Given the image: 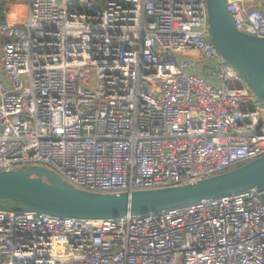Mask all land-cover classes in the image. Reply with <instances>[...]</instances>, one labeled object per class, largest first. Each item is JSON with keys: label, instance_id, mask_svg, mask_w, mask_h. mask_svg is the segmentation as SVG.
Instances as JSON below:
<instances>
[{"label": "built area", "instance_id": "1", "mask_svg": "<svg viewBox=\"0 0 264 264\" xmlns=\"http://www.w3.org/2000/svg\"><path fill=\"white\" fill-rule=\"evenodd\" d=\"M9 3L0 172L43 166L78 190L120 194L264 154V114L210 39L206 0H27L16 25ZM226 9L264 38V0ZM0 264H264V202L251 188L142 217L0 210Z\"/></svg>", "mask_w": 264, "mask_h": 264}, {"label": "water", "instance_id": "2", "mask_svg": "<svg viewBox=\"0 0 264 264\" xmlns=\"http://www.w3.org/2000/svg\"><path fill=\"white\" fill-rule=\"evenodd\" d=\"M206 9L210 37L220 56L264 105V38L238 31L226 0H206ZM251 188L260 192L264 202V154L198 181L120 194L78 190L43 166H29L0 172V210L81 219L142 217Z\"/></svg>", "mask_w": 264, "mask_h": 264}, {"label": "clouds", "instance_id": "3", "mask_svg": "<svg viewBox=\"0 0 264 264\" xmlns=\"http://www.w3.org/2000/svg\"><path fill=\"white\" fill-rule=\"evenodd\" d=\"M25 15L26 8L21 0H11L5 13L6 22L9 25H16L24 20Z\"/></svg>", "mask_w": 264, "mask_h": 264}, {"label": "rangeland", "instance_id": "4", "mask_svg": "<svg viewBox=\"0 0 264 264\" xmlns=\"http://www.w3.org/2000/svg\"><path fill=\"white\" fill-rule=\"evenodd\" d=\"M8 1H11V0H5V3H7ZM21 2L25 3V2H27V0H21ZM250 2H251V5H250ZM257 2H259V0L247 1L248 5H249L248 7H255L252 5L256 4ZM199 62H201V61H199ZM204 75H206V74H204ZM253 106H254V108H256L257 110H259L260 112H262L264 114V105L259 100H257L256 98H254V100H253Z\"/></svg>", "mask_w": 264, "mask_h": 264}, {"label": "crops", "instance_id": "5", "mask_svg": "<svg viewBox=\"0 0 264 264\" xmlns=\"http://www.w3.org/2000/svg\"><path fill=\"white\" fill-rule=\"evenodd\" d=\"M245 3H246V5L247 6H249L248 5V3H247V1H251V0H243ZM260 1V0H259ZM9 2H11V1H8L7 3H9ZM26 3V2H25ZM25 3H23L24 5H25ZM0 15H2V9L4 8V6H5V0H0ZM250 5H251V2H250ZM259 5V2H257L256 4H254V5H252V6H255V7H257ZM253 8V7H252ZM193 61H195V62H199V61H201V59L199 58V57H192L191 58ZM202 74H206V72H205V70H203L202 71Z\"/></svg>", "mask_w": 264, "mask_h": 264}, {"label": "bare ground", "instance_id": "6", "mask_svg": "<svg viewBox=\"0 0 264 264\" xmlns=\"http://www.w3.org/2000/svg\"><path fill=\"white\" fill-rule=\"evenodd\" d=\"M210 34V33H209ZM210 39H211V37H210ZM215 45V44H214ZM48 169V168H47ZM50 170V169H49ZM190 183V182H189ZM155 189H157V188H155ZM140 190H144V189H140ZM127 216H130V215H127ZM125 217V216H124ZM140 217V216H139Z\"/></svg>", "mask_w": 264, "mask_h": 264}, {"label": "trees", "instance_id": "7", "mask_svg": "<svg viewBox=\"0 0 264 264\" xmlns=\"http://www.w3.org/2000/svg\"><path fill=\"white\" fill-rule=\"evenodd\" d=\"M2 19V15H0V20Z\"/></svg>", "mask_w": 264, "mask_h": 264}]
</instances>
